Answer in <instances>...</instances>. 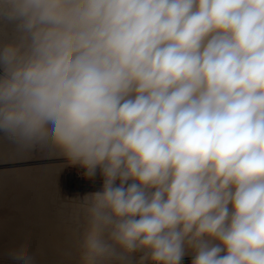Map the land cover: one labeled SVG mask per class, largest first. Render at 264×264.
<instances>
[{"label": "clouds", "instance_id": "1", "mask_svg": "<svg viewBox=\"0 0 264 264\" xmlns=\"http://www.w3.org/2000/svg\"><path fill=\"white\" fill-rule=\"evenodd\" d=\"M0 28V134L101 177L79 264H264V0H0Z\"/></svg>", "mask_w": 264, "mask_h": 264}, {"label": "bare ground", "instance_id": "2", "mask_svg": "<svg viewBox=\"0 0 264 264\" xmlns=\"http://www.w3.org/2000/svg\"><path fill=\"white\" fill-rule=\"evenodd\" d=\"M9 35L0 28V36ZM0 158V264H13L9 253L25 243L35 264H79L87 227L81 198L96 190L65 188L67 161L53 145L26 148L0 134Z\"/></svg>", "mask_w": 264, "mask_h": 264}, {"label": "rangeland", "instance_id": "3", "mask_svg": "<svg viewBox=\"0 0 264 264\" xmlns=\"http://www.w3.org/2000/svg\"><path fill=\"white\" fill-rule=\"evenodd\" d=\"M63 183L70 193L82 194L87 190H98L101 185V177L97 175L94 180H88L83 176V170L79 167L66 166L63 171Z\"/></svg>", "mask_w": 264, "mask_h": 264}, {"label": "built area", "instance_id": "4", "mask_svg": "<svg viewBox=\"0 0 264 264\" xmlns=\"http://www.w3.org/2000/svg\"><path fill=\"white\" fill-rule=\"evenodd\" d=\"M191 262V256H186L183 260V264H190Z\"/></svg>", "mask_w": 264, "mask_h": 264}, {"label": "snow or ice", "instance_id": "5", "mask_svg": "<svg viewBox=\"0 0 264 264\" xmlns=\"http://www.w3.org/2000/svg\"><path fill=\"white\" fill-rule=\"evenodd\" d=\"M4 164H5V161L2 158H0V165H4ZM0 174H2V169H0Z\"/></svg>", "mask_w": 264, "mask_h": 264}]
</instances>
